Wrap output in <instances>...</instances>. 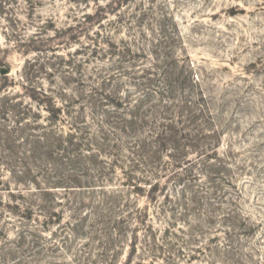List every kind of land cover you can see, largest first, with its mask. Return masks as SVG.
Segmentation results:
<instances>
[{
    "label": "rangeland",
    "instance_id": "1",
    "mask_svg": "<svg viewBox=\"0 0 264 264\" xmlns=\"http://www.w3.org/2000/svg\"><path fill=\"white\" fill-rule=\"evenodd\" d=\"M1 130L0 264H264V0H0Z\"/></svg>",
    "mask_w": 264,
    "mask_h": 264
},
{
    "label": "trees",
    "instance_id": "2",
    "mask_svg": "<svg viewBox=\"0 0 264 264\" xmlns=\"http://www.w3.org/2000/svg\"><path fill=\"white\" fill-rule=\"evenodd\" d=\"M44 95L47 97L46 94H44ZM16 108H18L17 105H13L12 106V109L15 110ZM56 110H58V109H56ZM59 113H61V110H59V111H57L55 113L53 112V114L50 115L51 116L50 117L51 118V121L52 120H55L57 118L56 117V114H59ZM135 114L136 113L134 112L133 115H135ZM130 116H131V114H130ZM4 117H5V113H4ZM16 118H18V116H16ZM128 123L131 126V129H134V126H133L134 125V122L130 121ZM43 130L44 131L42 132L41 135H38L36 137L34 135H31L30 136V137H35L34 138L35 139V142L34 143L33 142L31 143V145H34V146L28 145V146H30V150H27V152H26V160H25V162H28L31 159L36 161L37 158L44 159V158L48 157L49 158L48 159L49 162L51 161V162L56 163L57 159L54 158L56 154L64 153V154L69 155L70 153L76 151V150L68 151L70 148L67 149L66 148L67 146L73 147V149L74 148H77V150L80 149V147H82L80 145H76L75 144V142H74L75 135L74 134H69V136L67 137V141H64L63 136L61 134H59L57 132H54L53 130H47L45 128H43ZM173 133L174 132L171 133V142H172V147L174 149V151H173L174 153L171 156H172L173 160L175 161V163L178 166L185 165V164H187V162L184 161V162L181 163V160L184 159V158H186V154H185V150H184V145L181 144V141L180 140H182V141H186L187 140L189 143H191L192 147H195V144L198 142L197 140H199V139H195L193 142H191V139L189 138L190 136H185V134H184V138H183V134L178 137V135H177L176 132L175 133H176L177 136L173 135ZM0 134H3V131L2 130L0 131ZM201 134H199V136ZM157 137H159V136H157ZM163 137H161L160 139H162ZM187 137L189 139H187ZM0 140H1L2 143L5 142L7 144V147L4 149L5 150V153H8V154H11L12 156H15V153L14 152H18V147H12L15 144V142L13 143L12 140H10V139H6V140L0 139ZM142 142H141V144H142ZM189 143L188 144H185V145L188 147ZM161 146L164 147L163 143L161 144ZM89 147H92L91 144H89ZM159 147H160V145H159ZM140 148H141L142 152H145V154H144L145 156L143 157L144 158V160H143L144 162L143 163L146 164V165H149L151 159H154L155 160V157L158 155V151L153 152L152 150H150L148 148V144H145L143 146L140 145ZM211 155H215L216 156V152H214V154H210V155L209 154H206V155H203V156H206V157L210 158ZM51 162H50V166L51 167L53 166L54 168H56V170H59V166L58 165L55 166ZM71 162H74V161H71ZM41 164H43V162ZM189 164H190V167L189 168H186V170H185L186 173H190V175H191L190 178L192 177L193 179H197L198 177H196L195 174H191V172L194 170L193 169L194 168V163L190 162ZM26 165H27V168H26V170H24V172H23L22 175H24V176L32 175V173H33L32 172L33 170L31 168L32 165L30 163H27ZM114 165L115 166L116 165H119V162H114ZM110 166L112 167V164ZM132 169H135V170L140 169L138 162L137 163H134V166H133ZM36 170H38V174L37 175L41 174V172L43 171V165L36 166ZM127 176H128V180L127 181L130 183V186L133 187V190L137 193V195L144 194V188H146V187L142 188V186L138 185V182L144 181L146 183V185L150 186V191L148 192V198L152 202H155V203L158 202V199H157V196L158 195H157V193L159 191H161L159 189L160 187L158 185L159 182L156 183V184L149 185L148 183L150 182V180H147V182H146V179L145 178L144 179L134 180L132 178V177H134V173H131L130 177H129V175H127ZM187 176H189V175H187ZM36 177H38V176H35V178ZM48 180H50V179L48 178ZM57 181L60 182L59 179ZM179 181L181 182L182 179H179ZM48 182L49 181H47V180H45V182H39L38 179L35 180V182H34V186L36 187V191L35 192L38 194L37 196L33 195V197H34L33 199H35V202H36L37 198H42V200H45V198L48 196V191H50V190L44 188L45 185H49ZM58 182L53 183L52 185H59ZM1 183L2 182L0 180V185H1ZM186 191L187 190H185V192ZM11 195H12V198H14V199L18 198V196H16L14 193H12ZM114 196H117L119 198L121 197V195H119V194L114 195ZM20 197H21V199L26 200V198L24 197V194H23V196L21 195ZM108 199H109V202L106 203V206L109 208V210H112V206H115L117 204H120L116 200V197H109ZM0 204H2V201L0 202ZM26 206H27V204H26ZM46 207L47 206L46 205H43V204H40L39 205V208L41 210L44 209V208H46ZM113 208H115V207H113ZM14 209H18V207L15 206ZM18 210H20V209H18ZM121 210L122 209L120 208V211ZM24 213L32 214V208H31V206H27L25 208ZM136 248L137 247H133L132 246L133 252L136 251ZM132 260H133V257H131V259L129 258V261H128L127 264H132L131 263Z\"/></svg>",
    "mask_w": 264,
    "mask_h": 264
}]
</instances>
